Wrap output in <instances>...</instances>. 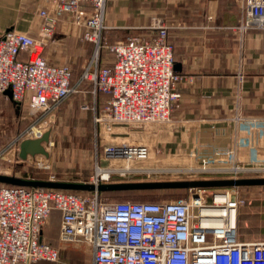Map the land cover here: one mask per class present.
<instances>
[{
    "label": "built area",
    "instance_id": "1",
    "mask_svg": "<svg viewBox=\"0 0 264 264\" xmlns=\"http://www.w3.org/2000/svg\"><path fill=\"white\" fill-rule=\"evenodd\" d=\"M35 15L43 26L38 38L16 29L0 36V93L12 92V100L28 107L35 125L16 141V150L27 139H39L48 117L81 92L84 83L93 94L110 96L96 117L103 156L127 165L98 167L89 183L110 184L117 176L154 173L131 168L150 155L144 144L107 142L117 125L171 122L172 110L181 98L175 91L181 76L176 72L169 26L154 18L148 30L153 36H129L110 47L114 65H100L107 0H42ZM240 9L238 30H264V0H235ZM74 16L86 41L97 45L79 83L72 85L73 70L51 64L44 56L58 23ZM243 75H239V85ZM88 105L84 110H89ZM235 124L245 121L236 115ZM248 136L233 134V144L198 145L194 159L208 163L183 173L223 178H264V120L249 122ZM33 158V159H32ZM10 163L15 161L8 160ZM17 163L37 169L51 168L43 156ZM218 166H215L217 165ZM2 171L0 164V173ZM49 181H58L51 175ZM193 192V191H192ZM188 200L171 202H107L100 192L87 195L57 189L20 186L0 187V264L57 262L61 249L43 239L53 211L62 216L60 240L64 245H85L93 264H264V241H244L240 235L241 208L247 203L235 189H200Z\"/></svg>",
    "mask_w": 264,
    "mask_h": 264
},
{
    "label": "crops",
    "instance_id": "2",
    "mask_svg": "<svg viewBox=\"0 0 264 264\" xmlns=\"http://www.w3.org/2000/svg\"><path fill=\"white\" fill-rule=\"evenodd\" d=\"M25 1L0 0V16H8L0 25V35L15 28L39 37L44 21L34 20L32 16L40 5L30 0L32 5L28 6ZM22 5L27 11L18 22L13 16ZM70 17L63 19L71 23ZM154 18L163 19L170 28L169 40L178 67L175 70L181 76L175 88L181 98L172 110L171 122L165 125L173 130L171 139L175 148L188 154L202 144H233L232 136L236 133L247 137L249 122L264 120V30H238L240 9L235 0H107L104 39L119 42L129 36H153L148 27ZM83 41L93 44L84 37ZM46 49L44 56L54 64L57 58ZM100 65L113 67L114 62L105 64L100 53ZM239 75H243L241 85ZM82 76L83 72L80 76L73 74L72 85L76 86ZM80 87L81 92L67 99L59 111L68 112L74 98L79 97L82 109L85 105L92 109L94 129L98 133L95 119L110 96L93 94L87 84ZM17 108L20 107H14L19 112ZM236 115L245 118L238 127L234 121ZM13 152L7 160H21L20 150L14 148ZM50 219L49 229L56 237L49 240L44 229V241L55 248L68 247L70 244L64 245L60 240L61 213L53 211Z\"/></svg>",
    "mask_w": 264,
    "mask_h": 264
},
{
    "label": "rangeland",
    "instance_id": "3",
    "mask_svg": "<svg viewBox=\"0 0 264 264\" xmlns=\"http://www.w3.org/2000/svg\"><path fill=\"white\" fill-rule=\"evenodd\" d=\"M25 2V5H32L30 0ZM34 3L35 5L39 3V7L44 5L42 0H35ZM26 11V7L22 5L16 10L13 19L18 22L21 21ZM6 18L8 16H0V25ZM32 18L39 20V17L34 14ZM70 18L71 23H66L64 19L58 23L56 34L46 50L51 52L52 57L57 58L54 60L57 64L71 67L74 76H80L82 72L84 73L90 57L95 54L97 45L83 41V27L75 23L74 16ZM13 29L15 28L9 30ZM115 43L112 39H103L101 42L100 53L105 57V64L107 65H111L115 61V55L110 50V47ZM85 84H87L88 89H93L92 85L88 83L83 85ZM81 102L82 99L80 100L79 97L74 98L68 112L61 109L47 118L48 124L46 126L48 128L46 132L51 131V142L47 145L50 157L43 156V158L50 164L51 168L46 170L34 168L30 163L21 165L24 163H17V159L14 163L7 160V156L15 152L13 149L17 145L18 138L35 125L36 120L29 114L28 107L19 105L0 93V164L2 168L0 174L31 180H48L51 175H54L58 181L89 183L92 176L96 174L98 167H125L126 161L106 160L102 157L106 140L103 143L100 142L99 135L94 129L92 109L84 110V107L82 109ZM18 106L20 107L17 108L19 112H16L14 107ZM173 136V130L165 127V125H117L114 132L107 135V142L149 145V157L140 162H132L130 167L150 169L154 173L150 176L147 174L117 176L113 183L223 178V176L208 174L183 173L182 170L186 168L204 167L208 163L195 160L192 155L193 152L181 153L174 146V141L171 139L174 138ZM230 189L237 190L247 202L241 208V239L244 241H264V186ZM192 194L193 192L189 189H162L104 193L101 197L107 202L162 203L188 200ZM50 218L47 220L44 229L46 237L52 240L56 234L49 229V226L52 225ZM92 258L91 250L84 244L69 245L61 249L60 259L57 262H39L36 264H91Z\"/></svg>",
    "mask_w": 264,
    "mask_h": 264
},
{
    "label": "water",
    "instance_id": "4",
    "mask_svg": "<svg viewBox=\"0 0 264 264\" xmlns=\"http://www.w3.org/2000/svg\"><path fill=\"white\" fill-rule=\"evenodd\" d=\"M175 65V69H177ZM12 99V92L8 90L6 93ZM51 142V131L44 134L39 139H27L20 144V158L23 161L29 157L44 156L50 157L47 145ZM0 184L29 187V188H47L57 190H74L83 192H106V191H129V190H162V189H189L196 192L200 189H230L240 187H263L264 178H209V179H193L181 181L166 182H141V183H110L100 184L96 186L92 183H78L65 181H49V180H31L19 178L12 175L0 174Z\"/></svg>",
    "mask_w": 264,
    "mask_h": 264
},
{
    "label": "trees",
    "instance_id": "5",
    "mask_svg": "<svg viewBox=\"0 0 264 264\" xmlns=\"http://www.w3.org/2000/svg\"><path fill=\"white\" fill-rule=\"evenodd\" d=\"M2 186H11V185H3L1 184ZM61 191H65V192H68V193H75V194H79V195H87L88 193H91V192H83V191H74V190H61ZM129 191H137V190H129ZM115 192H128V191H106V192H101L100 194H104V193H115Z\"/></svg>",
    "mask_w": 264,
    "mask_h": 264
}]
</instances>
